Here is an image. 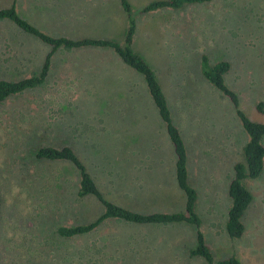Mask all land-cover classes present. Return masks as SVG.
<instances>
[{
  "label": "rangeland",
  "instance_id": "obj_1",
  "mask_svg": "<svg viewBox=\"0 0 264 264\" xmlns=\"http://www.w3.org/2000/svg\"><path fill=\"white\" fill-rule=\"evenodd\" d=\"M135 18L132 49L151 67L187 150L189 184L197 193L199 230L215 261L230 256L264 264V168L244 185L252 202L245 232L225 229L228 184L243 161L247 135L229 99L201 71V57L226 60L225 84L253 121L264 122V0H209L180 9H142L155 0H127ZM12 0H0V8ZM19 14L52 36L123 43L128 18L120 0H16ZM50 47L0 20V79L35 75ZM264 144V136L262 138ZM68 145L102 196L139 213L178 212L175 154L144 76L112 48H58L43 84L0 101V264H202L191 256L197 227L139 224L118 218L62 237L61 225L94 220L103 211L77 195L78 172L65 160L37 158L40 147Z\"/></svg>",
  "mask_w": 264,
  "mask_h": 264
},
{
  "label": "trees",
  "instance_id": "obj_2",
  "mask_svg": "<svg viewBox=\"0 0 264 264\" xmlns=\"http://www.w3.org/2000/svg\"><path fill=\"white\" fill-rule=\"evenodd\" d=\"M16 0L11 5L0 8V20H8L15 24L20 30L38 38L50 47L45 56L40 71L29 77L18 80L0 79V101L7 97L21 93L27 89L34 88L45 82L50 68V58L58 48H79L84 46H97L112 48L121 60L144 76L149 93L157 107L159 116L165 124L167 134L173 146L175 154V175L178 187L184 192L186 201L182 211L164 213H139L117 205L105 199L97 188L93 178L86 169V166L77 157L72 148L68 145L60 148L53 146L40 147L36 152L37 158L47 160H65L74 165L78 172L77 195L84 197L88 194L94 195L102 204L103 211L94 220L71 226L61 225L57 233L62 237H73L94 230L108 218H118L127 222L139 224H168L188 223L197 227L196 245L189 250L191 256H201L204 259L202 264H242L234 256L215 261L213 255L204 241L203 234L199 230L201 220L195 211L197 193L188 181L187 150L181 137L178 127L173 123L166 97L158 83L153 70L147 62L132 49V42L135 33V18L132 8L127 0H120V3L127 13L128 25L123 43L104 38H71L67 36H52L39 28L32 22L21 16L16 9ZM209 0H155L148 3L143 12H152L162 8L180 9L186 4L201 3ZM201 71L206 80L216 89L223 93L233 105L235 114L238 116L247 140L243 146V161L234 165V175L228 184V195L230 205L227 210L225 229L230 238H239L245 232V224L242 220L245 211L252 202V194L244 185L247 178L258 177L264 168V122L253 121L239 107L237 93L230 89L224 81V75L228 72L230 64L226 60L210 63L208 58L201 57ZM256 110L264 115V102L256 104Z\"/></svg>",
  "mask_w": 264,
  "mask_h": 264
}]
</instances>
